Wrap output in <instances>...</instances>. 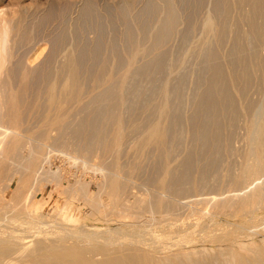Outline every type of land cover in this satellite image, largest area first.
<instances>
[{
	"label": "bare ground",
	"instance_id": "1",
	"mask_svg": "<svg viewBox=\"0 0 264 264\" xmlns=\"http://www.w3.org/2000/svg\"><path fill=\"white\" fill-rule=\"evenodd\" d=\"M153 1L155 4L159 0H157V1L153 0ZM153 1L152 2L150 0L147 1V4H146V6L144 5V8L147 7L149 9H153V7L156 6V5H153ZM165 1H166V3H164V4H166V6H167V7L165 5L163 6V9L166 7V9H164V11H165L164 15L165 16H163V20L161 19L162 18L161 16H160L161 18L159 17V19H161L160 22L162 21V23H160L158 20V22L161 25L156 20V18H157L156 16L160 15L158 8L161 5L158 3H160L161 0H160V2L157 3L160 6H156L157 7L156 10L159 12V14L157 13L158 15L154 16L155 17L154 19L159 24L158 25L159 28L157 27L156 29L151 30L152 27L150 28V25H148V23L151 24L150 23L151 21L148 23L145 22V24H147L149 26V30L146 27L147 25L144 24V22H143V25H145V27L142 24H140V26L141 25L143 26V27L141 26L142 29L139 27L140 33H141L140 35H142L141 38L143 37L142 38L143 40L142 39L141 40L143 42L140 40V43H139V41L136 40L137 37L139 36V34L137 35V37L135 39L134 35L136 34L138 29L134 30L133 27H135V26H133L132 24H131L132 27L128 26L129 25L128 22L132 21L133 19L129 20V21L124 20L125 23L127 22L126 25L128 26L127 27L128 31L127 30L125 31V32H127L125 34V37L129 35L128 38H134L139 43V44H137L136 41H135V43H133L132 42L133 39H128L126 37L128 39V40L126 39L128 42L131 41L133 43V44L131 43L130 46L128 47V49L125 50V48L128 46V44H127L128 42H127V43H125L127 46L126 47L124 46L125 48H123L125 51H127V50L129 51V49H131L130 51H132V52L127 51L128 55H130V53H131V55L128 57V59H126V57L123 56V58L126 59V60L123 59L124 61L128 60L127 63L125 62L126 65L124 64L125 68L127 66V71L125 72L123 69L124 73L123 72L122 73L124 75L119 76L117 74L118 77L115 78L116 76H114V72L117 71V69L114 72L112 71L113 74H111L110 70H113V69H112V67H110V65L112 64V62L109 60L111 62V64L106 66L104 64L106 61L102 62V58H101V60H100V58H98L100 60V62H102V64L100 62H98V59H97V63L95 61L96 64L99 63L102 65V66H100V68H99V65H97L99 68L98 72L95 73V72H93L94 71L93 70L90 73V74L93 73L92 75H90L89 72H87V74L90 75V76H88V78L91 79L90 81L92 82L93 86L89 85L90 81L89 82L87 81L88 83L87 82H85V83H87L90 87L92 86V90L89 89L91 91H89V90L83 91V89H82L83 86L86 89L87 84L85 86V84L82 85L80 83V82H82L81 81L82 79L81 78L79 79V71H80V68H83V67H80V66H82V65H80L81 60H78V58L81 57L82 54H83V56H85V54L88 55V53L90 51V53H91L90 57L93 58L92 60H94V59L96 60V58L99 57V55L103 54L104 50H103L102 44L104 43V41H103V43H101L100 40H104L105 38L99 39V35H98V38L96 40H98L100 43L96 42L97 45H94L95 43H93L92 41H89L88 44H87V42H86V44L84 42L83 45L85 44V47L89 46V48H90V42L93 43V44L91 43L92 44L91 47L92 46H95V47L92 50H91V48H90V50L88 49L89 50L88 53H87V50H83L78 55L74 54L72 52V50L74 49L73 51L78 53L79 50L77 49L78 48L77 45H76L77 48H75L74 47L75 44H73L72 47H74V48L69 50V48L72 45L71 44L70 47H68V51H64V53L60 52L62 54L60 55L61 57H60V59L58 58V60L61 62L60 63L58 62V65H55V66L51 65L52 67L50 68L49 66L44 67L45 63L43 65L42 64L40 65V62L37 63L36 59L38 58V56L35 57L34 54L36 53L35 51L38 48H40L41 44H40V46L37 45V48L34 49L35 51H33V52H32L33 48H31L32 50L29 49L30 44L32 45V43H28V41H30L33 38V36L32 37L27 36V35H29V33H26V32H28L29 30H26L25 28H23V25L21 23H18L19 20H17L18 24L15 23L17 25L14 24L15 26L13 25V27L10 25L12 28V32L10 30H9V32L6 31V33H5L6 35L1 33L4 31H1V30H3L2 29L3 25H2V23H0L2 25V27L0 26L1 27L0 28V177L3 175V172H4V179H5V181L2 184L0 183V264H264V243L256 245L254 247H251L248 245H245V246L242 245L240 250L229 247V248H226V249L220 250L219 252H214V253L207 252L205 250H201V251H199V253L196 252V253H198L199 257H196L192 253H186L184 251H179V250H181L180 245H189L191 242H193L189 237L190 234H195V233L198 234L199 232H201V233L205 232L206 235L211 234V232H213V234H214V232H215L214 229H212V228L209 229L214 224H212V225L207 224L209 221H212V220L207 219L208 221L205 222L203 220L206 217L205 218L203 217L204 218L203 219V218H201L202 215L200 217L197 216V218H195L193 222L192 221L190 222L189 220L181 221L185 226L180 227L178 229V231H172V232L169 231L168 232L166 229H158L161 226L160 224L163 221H167L168 224L171 226H174V224H176L177 222H180V218H175V217H170V216L172 214H174L175 212L178 214L177 211H179V208H184L186 205L189 204V203L187 204V203L183 202L184 201L183 198L189 197L190 194H192L191 193L192 191H194L196 193L198 191L200 192V189L202 190V188H204V190L207 189L208 177H211L209 175L211 173H213L212 172L213 170H215V172L219 173L218 169H215V168L216 167L218 168V163L222 161L221 158L223 156L222 155L223 150L228 152V155L226 153L225 154L229 157H230L229 153L230 154L234 153L233 155L236 156L235 154L239 152V149L236 148L237 146L234 147L233 142L236 141V138L234 141L232 139L234 138L235 132L239 129V128H237V130L235 131L236 126H237V122L240 121L239 122L240 126L243 123V122H241V120L244 121V126L243 127L241 126V127H242V129L244 128V130H246V134H244L245 135V139H244L245 151L243 154V158H241L239 156V158H241L240 164L238 163L239 169L236 167L237 170L236 169L234 170V165L232 166V164H234V161H233V163L230 161L232 164H230L229 160H227V163H225V158H227V157L223 156V158H224L223 161L225 164V165L223 164V166H225V167H222L223 168L222 169L223 170V176L221 179L217 178V179H219L220 184L217 183L218 186L216 185V187H215V183H216L215 181L217 179L214 181L215 182L214 184L212 182L213 187H215L217 189V191H219V193H217V191H216L217 195L213 196L211 198L209 197V199L208 198L206 199V197L202 198L201 203H204V201H207L208 203H210L209 201H211L213 203L214 207L216 208L215 212H217L219 210L218 208H220V207H224V208L225 207L226 208L232 207L233 208V213H232L233 215H234V213H237L239 211L245 212V215H252L254 211H257V210H260L261 208H264V0H230L231 2H229L228 0H217V4H216V1L214 0V2H215L214 4H216V6L214 5L215 6L214 10H212V8H211L207 14L205 12L206 16H204L205 18L201 17V18H203V20H202L200 26L197 24L200 27L199 28L197 26L199 29V30L197 29V31H200V32H199V35L197 34L198 35V38L196 37L197 40L194 41L193 44H191L193 46L190 48H192V50L193 49L197 50L199 52V55H202L201 57H203L204 51H206V52L209 51L207 59H209V56H210L214 60L210 64H207V63L211 58L208 61H205L206 59L203 60V61H205V63L207 62L206 63L207 65H209V66H207V68L209 67V70H203V71H206V72L210 71L211 72V74L208 73L209 76H208V80L206 81L207 82V89L206 90L203 89L201 91L202 93H200V95L201 94L202 95H201L200 100L198 99L199 101L198 102L196 101L197 104H195V102H193V103L190 102V103H192V105L195 104L197 106V107L195 106L197 108L196 112L195 113L193 112L195 115L192 114V117L193 116L195 117L194 119H192L193 122H195L197 119H199V120H197L198 124H196V125L194 124L195 130H193L192 133H190V132L193 128L192 127L193 123L192 124L189 123V126L192 127V128H190L189 135H191V139L193 140V141L191 140L192 143L195 144L194 148L191 146L192 144L190 145V147H192V148H190V147L189 148L191 149V152H192L191 155L193 153H195V156L194 155L189 156L190 155V149H188L189 150V152H188L189 154H187L188 157H187V155L183 154L181 160L178 159L179 161H176L177 156H179V154L177 156L175 155L176 156L175 161L178 162L175 165L173 164V163H175V161L172 163V161H173L172 159L175 157H173V155H174L173 154L172 158H171L172 148H171V141L170 140H174L172 147L175 148V146H174V145H176V144H174V143H176L175 141H177V140L179 141V138H178L179 136H177L178 135L177 133L180 132L178 129L175 130V128L180 123H182L181 122L182 120H184V118L182 119L181 117L184 116L185 112H183V115H181V116L177 112V114L180 116L181 121H179L180 123L176 125V123L178 122V120L175 121L176 119H178L177 116L175 114L174 115L176 118L175 117L171 118L170 116H171V113L173 116V109L176 111L175 108L177 106L181 105V103H183L181 101H183L184 99L183 100L181 99V101H178L180 98L177 100L178 97L176 94V96H174L175 97L174 100H177L179 102V105H178V102L175 103V105H177V106H175L173 104L174 106H172V112L170 111L171 110L170 107H171L172 103L169 102V100H170L169 98H170V96L173 97L172 95H174L176 93V89H177V88L176 89L173 88L174 87L173 85H175V83L173 82L174 79H173V81H172V79L170 80L171 82L174 83V84L172 83L173 87L171 86L174 89L173 90L171 88L173 90V91L172 90L171 91L173 93L175 91V93L173 94L172 92L171 93L169 92V89H170L169 86L171 84L169 83L170 84L169 85L167 83L168 78L166 80V83L163 80L165 84L163 83L164 86H162L163 81L160 82L159 80H162V79L158 76H157L158 78L156 77V75H155L156 70L154 73H151L152 75L154 74L155 77H152V75H150V73H149V75L151 76L150 78H152V80H153V78L159 79L158 81L162 84L161 85L162 88L160 90L159 87H156V90L158 92L157 95L154 96L155 90L154 91L152 90L151 92H154V93H152L151 96H148V97L150 98V97L154 96L153 101L156 100L155 97L156 98L159 97V99H157V100H160V97L161 96L162 97H161V101H159V103L157 101V104L154 107L148 106V108L153 107L152 109L145 108V109H148V110H145L148 112H146V113L142 112L144 115L148 113L147 116L149 115L150 112L152 114L151 119L148 118V120L150 122H147L148 121L147 118L145 120V118L142 117L144 119L143 121H146L148 123V126L146 129L141 130V128H142L141 126L143 123L142 124L138 123L139 119H138V121L134 120L135 117L133 118V116L136 114H134V115L132 114L133 116L130 115L134 120L133 123H132V118L130 120L131 121L130 124L132 126H130L128 121H127L128 122V125H127V123L125 122V120L123 118V115L126 114L127 110H129V109H127L128 106H126L123 103V99H125V97L128 96V95H126V93L129 94L130 92L134 91L133 93L129 94V95H131V97L132 96H135V97L138 96V98L140 97V99H141L145 96L144 99H146L147 95L141 94L143 89L145 87H147V88L149 87V89L151 90L150 87L152 85L159 86V83L157 84L156 83L157 81L155 82V79H154V84H153V82L147 83L146 81L147 80L149 81V79H147L148 73H147V75H145V73H146V71L147 72L152 71L151 69L154 68L153 67L154 65H155V68L156 69L158 68L159 70H160V68L164 67L163 62H165L166 59L171 58L172 52H170L171 54L168 53L169 54L168 57L170 56L169 58L166 57V55H164L165 57H162L161 52L165 50L164 52L167 53V50L170 51L172 49L171 44H170V46H168V47H171L170 50L168 49V47L166 45H169L168 44L169 41L172 40L173 37L175 39L176 34L181 31V30L178 31L180 29V26H181L180 24L182 23V21H180L181 23L178 24V21H179L178 16L182 17L181 16L182 14L180 15L181 11L179 12L180 9L178 10V7H177V6H179V4H177V6H176L177 11L179 12V15H178L177 11L175 9L176 4L173 6L174 1L173 0H172L173 2L171 0H165ZM185 1H186V3L188 2L187 0H183L182 2L180 0L181 3H183V2L185 3ZM87 2H89V1H86L85 4ZM178 2H179V0H178ZM204 2H206V1H204ZM207 2H208V0H207ZM78 3H79V1H78ZM129 3H130V1H129ZM167 3H168V5H167ZM175 3H177V2L175 1ZM193 3H194V0H193ZM220 3L223 4V7H221L222 5H220ZM229 3L234 4L235 9H236V14L238 11H241L242 7L246 6L248 8L243 9L242 13H238V15H234V17H231V12L233 10L230 9L231 5H229ZM162 4H163V2H162ZM127 5H128V3H127ZM127 5H126V7H123V4H122L121 7L126 8V11H127V8H128ZM119 6L120 5H118L117 7H119ZM124 6H125V4H124ZM51 7L53 8V6H51ZM96 7H90L89 6V8H87V9L95 10ZM104 7H105V5H104ZM113 7H115V6H113ZM161 7L159 9H162ZM190 7H191V4H190ZM220 7L223 9H220ZM239 7H240V10H239ZM50 8H49V10H50ZM144 8H143V10H144ZM231 8H233V7H231ZM133 9H135V8H133ZM185 9H187V8L185 7ZM26 10H25V13L27 12ZM28 10H30V8ZM39 10H37V11H39ZM97 10H98V8H97ZM118 10H120V9L117 8V10H116L117 14H120L118 16L122 17L123 13L121 15V13H120L121 10H120V12ZM140 11H142V10H140ZM149 11L150 10H148V12H146V10H145L144 12L149 14L152 10L150 12ZM70 12H71V10H70ZM74 12H75V10H74ZM80 12L82 14L84 13V11L83 12L80 11ZM99 12H101V10ZM196 12H199V11H196ZM216 12L220 13V15L218 16L217 14H215ZM29 13H30V11H29ZM129 13H130V10H129V12H125L124 15H128ZM151 13H154V10ZM187 13H189V12H187ZM93 14H90V15L92 16ZM24 15H26V14H23V16ZM32 15L33 14H31V16ZM34 15H35V13H34ZM44 15H46V14H44ZM87 15H89V12L85 13V18L87 17ZM98 15H100V13ZM23 16L21 18L22 20H23ZM91 16H89V17H91ZM148 16H150V15H148ZM232 16H233V13H232ZM46 17L47 16H45V18ZM93 17H94V15H93ZM107 17H105V18H107ZM119 17H117V18H119ZM121 17H120V19H121ZM124 17H123V19H125ZM128 17L126 19H131L130 17L129 18ZM131 17H133V16H131ZM45 18H43V19H45ZM48 18H49V15H48L47 19ZM83 18L84 17H82V19ZM94 18H96V17H94ZM137 18H139V17H137ZM148 18L149 17H147L146 19L148 20ZM187 18H188V16H187ZM21 19H20V21H21ZM72 19H73V17H72ZM108 19H110V18H108ZM142 19H144V18H142ZM154 19H152V20H154ZM179 19H184V18H179ZM147 20H145V21H147ZM51 21H53V20H51ZM78 21H77V23H78ZM83 21H86V19ZM87 21H88V19H87ZM94 21H96V20L94 19ZM155 21L154 22L152 21L154 23V26L156 23ZM7 22H9V21H7ZM7 22L5 21L3 24L6 25ZM14 22H16V21H14ZM118 22H119V20H118ZM240 23L242 24V27H246V28L242 29L241 26L239 28L238 25H240ZM152 25L153 24H151V26ZM177 25L178 26L180 25L179 28ZM7 26L9 28V25H7ZM76 26H78V25L76 24ZM129 27H130V29H128ZM176 27H177L178 32L176 31ZM5 28L6 27H4V30H5ZM11 28H9V29H11ZM193 28H191V30ZM95 30L96 29H94V31ZM188 31L190 32V30H188ZM10 32L13 34V35L11 34L13 36V38L10 35V38L12 39V41L8 37L9 34H7ZM182 32H180V33L182 34ZM51 33H53V32H51ZM102 33L104 34V32H102ZM184 33L187 34V30ZM37 34H36L37 39H36V37H34V38L36 40H38V38L41 36L40 39L42 41V36L45 33L43 32V34L39 35V37ZM55 34H57V32ZM190 34H192V33L190 32ZM193 34H195V33H193ZM49 35H50V33H49ZM59 35L64 36L65 34L59 33ZM76 35H74V36H76ZM78 35H79V33H78ZM34 36H35V34H34ZM56 36L58 37V35H56ZM56 36H55V39L57 38ZM105 36H106V34H105ZM183 36L184 35H181V37H183ZM30 37H31V39H30ZM190 37H191V35L189 36V38ZM44 38H45V36H44ZM61 38H62V36H61ZM61 38H59V39H61ZM66 38L64 37V39H66ZM179 38L180 37H178V39ZM191 38H193V36ZM35 39H34V41H35ZM147 39H148V41H147ZM7 40L9 42L11 41L10 42L11 44H9L7 42ZM43 40H46V39H43ZM62 40H63V38H62ZM187 40H188V37H187V39L184 40V43ZM65 41L63 40L62 44L64 42L65 47H67L66 45L70 44V43H67ZM68 41H70V40H68ZM214 41H215L216 47L212 48V49H207V45L209 44V46L211 47L210 43H212ZM46 42H48V41H46ZM79 42H80V40H79ZM106 42H105V44H106ZM171 42H173V40ZM187 42L189 43L190 41L188 40ZM191 42H192V40H191ZM225 42L232 43V47L229 50H226L224 48L222 49V46L223 47L226 46L225 44L223 45V43H225ZM34 43H36V42H34ZM56 43H57V41H55V44ZM58 43H61V42H59V40H58ZM58 43H57V45H61V46H59L60 48H58V47L57 48L60 49V51H61V47H62V51H63L64 46H62V44H58ZM72 43L78 44L75 41ZM117 43L115 45H113V43L111 44L112 46H114V50L112 48V51H114V52L116 51L115 50L116 48L118 49ZM26 44H29V48L27 47L28 46L27 45V46H25V49L28 48L27 50L28 51L30 50L29 52L30 53L32 52V54H29L28 51L25 50V51H27L26 53H28L29 55H26L25 51H23V53L22 52L21 53L26 55V56L22 57V58H20V57L18 58V56H17V58L19 60L16 59V61H14L17 52L19 50L21 51V49H23L22 46L26 45ZM37 44H38V42H37ZM79 44L81 45V43H79ZM186 44L187 43H185V45ZM189 45H190V43H189ZM230 45L231 44H229V46ZM34 46H36V44ZM52 46L54 47V45H52ZM164 46H166L167 49L163 50ZM20 47H21V49H20ZM85 47L82 46V48H80V46H79L80 50L85 48ZM181 47L183 48V44ZM45 48H47V47H45ZM45 48H44V52L47 50ZM120 48L121 47L119 46V49ZM53 49H54L53 50L54 53L51 52V54H50V50H49L50 55H53V54L55 55L57 53L56 50H58V49H56V50H55V48H53ZM109 49L111 50V47ZM101 50H103V51L101 52ZM160 50H161V52H160L161 54H159V52H158ZM185 50H186V48H185ZM188 50H187V52H190L191 49L189 51ZM107 51H106V53H107ZM112 51H110V53L107 54L108 57L111 55ZM118 52L120 54L121 50ZM141 52L144 56L146 53H149L148 57L153 54L152 56H155V57H152L153 59L151 58L153 61H154V58H156L157 52H158L157 57L159 56L161 58H159V57H158V59L156 58L157 60L155 61L154 64L151 63L152 60L144 61V65H145V62H147L146 64L147 65L149 64L148 66H150V67L146 66L145 68L143 67V62L140 60L142 63L140 62V67H139V64L137 63L138 64L137 68L138 67L144 68V69L140 70L139 68L138 69L136 68V65H137L136 62L139 61L138 59L142 58V56H143L142 54H141V58H139L140 57L139 54ZM42 53L43 52L40 53L42 55L41 58L44 57L43 56L44 53L43 54ZM104 53H105V51H104ZM117 53L116 54L112 53L113 55H111V57L114 55L118 56ZM166 53H164V54H166ZM200 53H202V54H200ZM49 54L47 53L46 56L47 57L50 56ZM195 54H197V53H195ZM18 55H20V54H18ZM54 55H53V57H54ZM57 55H55V57H54L55 60L57 59V57H59V54H57ZM175 55H176V53H175ZM206 56H207V54H206ZM88 57H89V55H88ZM108 57L107 58L105 57V59H111L110 57L109 58ZM118 57H120V56H118ZM118 57H116L115 60ZM148 57L145 56V60ZM45 58L46 57H44L43 60ZM52 58L50 56L49 59L51 60ZM164 58H166L165 61H164ZM86 59H85V61H86ZM174 59H176V57H174ZM47 60H46V62L48 63L50 60H48V61ZM88 60H90V62H91L90 58H88ZM120 60H118V63ZM177 60H178V58H177ZM179 60H181V59L179 58ZM41 61H42V59H41ZM196 61H197V59H196ZM53 62H54V60H53ZM53 62H50V63H53ZM121 62H122L121 64L123 65V61H121ZM168 62H170V61L168 60ZM180 62L181 61H179V64H180ZM47 63H46V65H47ZM55 63H56V61H55ZM84 63H83V66L86 67L87 64L84 65ZM92 63L94 64L93 61H92ZM107 63L109 64L108 61H107ZM173 63H175V61ZM81 64H82V62H81ZM88 64H90V63H88ZM141 64H142V66H141ZM165 64H167V63L165 62ZM168 64H171V63H168ZM95 65L92 66V69L97 68V66H95ZM114 65H116V64H114ZM114 65H113V68H114ZM117 65H119V67L122 68V65H120V63ZM117 65H116V67H117ZM172 65H174V64H172ZM176 65H174V66L177 67ZM165 66H167V65H165ZM41 67L42 68L44 67L45 69L48 67L49 68L46 70L43 68L44 70L42 71V70H40ZM88 67H89V65L87 66V68ZM93 67H96V68H93ZM183 67H181V68H183ZM202 67L203 66H201L200 68H202ZM123 68H124V66H123ZM205 68H206V65H205ZM92 69L90 67V70H92ZM108 69H110V70L108 71ZM118 69H120V68H118ZM158 69H157V71H159ZM202 69H204V67ZM85 70L80 71V72H84ZM134 70L135 71L138 70L137 73L139 72V75L136 73V75H138V76H141L140 74H144L145 76H147V77H144V75H142L143 79L144 78H145V80L147 79L145 81L147 86L144 87V83H143V88L141 90H139V89L141 88L140 85L142 83H140L139 85H136L133 83L134 84L133 85L132 82H129V80L127 81V78L129 79L130 76L133 77L132 79H136V77L134 78L135 75L133 74ZM169 70H171V68ZM96 71H97V69H96ZM160 71H162V70H160ZM160 71L158 74H160ZM172 71H171V73H172ZM203 71L200 70L199 73H201ZM128 72H131V74H133V75L129 74V77H127ZM166 73L167 72H165V74ZM169 73H170V71L168 72V74ZM173 73H174V71H173ZM162 74H163V79H166L164 72ZM115 75H116V73H115ZM85 76H86V74H85ZM160 76L162 77V75H160ZM171 76H173V74ZM173 77H175V76H173ZM196 77H198V76H195L194 78H196ZM201 77L202 76H200V78ZM16 78H18V79H16ZM142 78L140 77L139 80L140 79L142 80ZM203 78L204 77L201 78L202 81L200 80L201 83L198 80L196 84H198V82L200 83V86H201V84L202 85L205 84V83H202ZM14 79H16V81H14ZM197 79H199V77ZM180 80H181V78H180ZM84 81H86V80H84ZM84 81H83V83H84ZM140 82H143V80ZM180 82H179V84H177V81H176V85L179 86ZM126 83H130V86H128V85L126 86ZM137 83H139V82L137 81ZM149 84H150V86H149ZM182 84H183V82H182ZM196 84H194L195 86L194 85L193 86L196 87ZM183 85H185V84H183ZM89 86L87 88H89ZM139 86H140V88H139ZM97 87H98V89L100 87H103V88L99 89L100 91H101V89H104V90L101 91L102 93L99 92L100 94L96 95V90L99 91L98 89H96ZM115 87H117V88L115 89ZM129 87H130V90H129ZM179 87H181V86H179ZM203 87H205V86L203 85ZM93 88H95L96 90ZM112 88L114 90H112ZM152 88H153V86H152ZM126 89H128V91H130V92L128 93V91ZM132 89H134V90L132 91ZM149 89H148V91H149ZM158 89L161 91L160 93H159ZM179 89H181V88H179ZM179 89H178V91H179ZM184 89L186 91H188L186 88H184ZM196 89H194V90H196ZM94 90H95V92H94ZM124 90H126L125 94L123 92ZM138 90L141 91V93L139 92V94H138V92H137ZM145 90L147 91V89H145ZM145 90L143 91L144 93L146 92ZM200 90H198V91H200ZM198 91H197V93H198ZM149 92H147L146 94H148ZM179 93H178V96H181L182 92L180 93V95H179ZM253 94L257 95V97L255 96L257 99L253 98V96H254ZM184 95H185V91H184ZM200 95H199V97H200ZM141 96H143V97H141ZM87 97L89 99L91 98L90 100H92L91 101L92 104L95 102V104H93V105H95V108L93 105H91L92 111L89 113H86V115L88 114L87 116H85L83 113H82L84 115L83 117H82V115H79V118L81 117L82 119L78 120L79 119L78 118L76 120L78 122V124L73 126V123L75 124V122H76V121L74 122L73 119H71L72 117H75L73 113L76 112V113L80 114L81 112H79V111L83 110L82 112H84V110L87 109L88 103L86 104V102H85L86 101L85 99ZM129 97L127 99H130ZM105 98H108V99L112 98L111 99L112 102H113V99L115 100L117 98V100H116L117 102L115 101L116 103L114 102L112 104V102L110 101L111 103L109 102L110 103V106H109L108 105L109 103H107L106 101L103 100L102 104L104 105L103 102H106L107 108L105 107V105H106L105 104L104 107H102V109H100V107H97V106L98 105L101 106V103H99V102H101V100L105 99ZM149 98H147V99H149ZM89 99H87V102L89 101ZM108 99H107V101H108ZM144 99H143L144 102L148 101V100H144ZM193 99H196V95H195V98L194 97L192 98V100ZM171 100H173V99H171ZM131 101H133L132 104L135 102V100H133V99ZM97 102H98V105H97ZM89 103H90V101H89ZM122 104H123V107H124V105L126 107L125 112H124V110L121 111L123 108V107L121 108ZM126 104H129V103H126ZM142 104L143 103H141V105ZM143 105L146 106V105H151V104L148 103V104H143ZM143 105H142V107H143ZM137 106H136V108H137ZM182 107H183V105H182ZM131 108H134V107H131ZM178 108L179 107H177V110H180L179 111V113H180L182 108H179V109ZM89 109H90V107H89ZM89 109H88V111H89ZM140 109H143V108H140ZM131 111L133 113L134 109H132ZM141 111L139 110L138 112L141 113ZM169 111L171 112L170 115H169ZM182 111H183V109H182ZM122 112H124L123 115H122ZM127 112H129V111H127ZM138 112H135V113H138ZM140 113H138L137 115H141ZM180 114H182V113H180ZM127 116L128 115H126V117ZM137 118H138V116H137ZM139 118H141V116H139ZM152 118H154V120H152ZM188 118H190V117H188ZM111 120H112V122H111ZM126 120H127V118H126ZM188 120H190V119H188ZM184 122H186V121H183V124H185ZM125 123L127 126L130 127V130L132 129L131 127H133L132 131L134 130L135 133H138V131L140 133H141V131L142 132L144 131L143 134L142 133H141V135L139 133H138L139 135L135 134L136 138H134L135 136H133V135L129 136L128 133L126 134V132H129V129H127L128 131L125 129ZM187 123L185 124L186 126H187ZM173 125H176V127L174 126L175 127L174 130L175 131L178 130L177 133L172 129ZM185 125H181V126L184 127ZM129 127H127V128H129ZM183 127H182V129H184ZM179 129H181V128L179 127ZM183 131H182V134L184 133ZM170 132L175 133L176 135L174 134L173 137L176 136L178 139L176 137H175L176 140L174 138L170 139V138H172L171 135L173 134V133L170 134ZM239 132H238L237 138H239ZM182 134H180V135H182ZM236 134H237V132H236ZM126 135H127V137L129 136V137L134 138V140L129 142ZM68 136L73 137L74 139L85 140L86 141L84 143L85 145L83 144V142H81L83 145L81 143H77V144H81L83 146L81 149H83V148H84V150L87 149V152L90 150H93V149L94 150L101 149L103 151V154L100 155L101 157H99V155H98V157L99 158L103 157L102 158L103 160L101 159V163H103V161H104V163L102 165H105L106 162L108 163V161H109V163H108L109 165L108 164H106L107 166L105 165V167L109 166V168H110L109 170L106 169L108 171V173L105 171V169H104V171H101L102 166H101V164L99 166V164L97 162L99 168L101 167L100 168L101 170L98 168L99 169L98 172H100V171L104 172V175H105V173L108 174V175H105L104 177L106 178V180L109 181V182L106 181V182H108L107 186H110V187H107V186L105 187V188L110 190V191L107 190V194H109V196L107 195V197H110V201L108 202L109 203L108 205L110 206V208L106 204V207L109 208V210H108L109 212L107 214L103 210V209L106 210L107 208H105V205H103L104 204V203H102L103 201L100 202L101 198L98 197L99 193L96 195L97 197L96 196L94 197V199H95L94 202L96 203L95 205H96V208H98V209H95V206L92 203H91V206L93 205L92 207H94L95 210H99V207L97 204H99V206H100V204L102 203L101 207L103 205L104 208L102 207L103 209L101 208V210H103L102 212H105L103 217L105 218V215H109V216L111 215L112 218L110 219V221H112V219L115 220V217H120V219L118 220V223L116 224L115 227L107 226L106 228H99V227L91 226V225H71V224L67 225V223L64 224V222L61 219H58V218L53 219V218H51L52 216L47 215L46 213H43L42 211H37L36 208H35V210L25 209V210L21 211L18 209L19 206L15 207V205H14L16 210H19V211H14L15 210L14 208H13L14 210H11V209L9 210V208H10L9 206L11 203L10 200H13L14 197H11L10 199H8L7 195H8L9 189L14 185V183H16L15 181L17 180V178L19 179V184L20 183L22 184L26 175H28L30 177L31 174L38 175L39 172L42 173L43 170H41V169L46 167L44 165L45 164L44 162L49 163V161H47L48 160L47 157L50 156L51 153H53V151L51 153L49 152V155H48V153H47L48 150H46V148L49 149L52 147L50 141L54 143V142H56V140H59V142H57V143H59L58 145L61 146L63 144H66V141L69 140ZM65 139H68V140L65 141ZM189 140H188V145L190 144ZM181 141H182V139H181ZM181 141H179V142H181ZM48 142L50 143V145L47 144ZM60 142H61V144H60ZM74 142H76V141L74 140ZM57 143H55V144H57ZM238 143H239V141H238ZM55 144H53V145H55ZM241 144H243V143H241ZM58 145H55L54 146L55 148L53 147L52 149L55 150L56 147H58ZM183 145H186V144L184 143ZM183 147L185 148V146H183ZM60 148H62V146ZM60 148H57V149H60ZM63 148H64V146H63ZM63 148H62V154H63V151L65 154V150H63ZM68 148H69V145H68ZM71 148H73V147H71ZM150 148L152 149L153 152L155 150V152H156L155 155L157 156V158L159 157L158 160L162 161V163L160 162L162 165L160 167L159 166L160 164H158L159 161L156 160L157 161L156 164H158V167L160 169H159V171H158V169H156L158 174L156 173V171H154L157 175L155 174V176H153L154 172H152V174H151L155 179H153L154 181H152L153 183L151 182L150 185H151V187H152V185L154 187H152L153 189L150 187V189H148L147 193H145V196H143V195L140 196V195H138V192H139L138 189H141L140 186L145 184V182L147 180H149L148 177L151 178L152 176L150 174H149L150 176L146 175L145 177H147V178H145L144 180H146V179L147 180L145 182L142 181L140 178H138L142 181L143 184L140 185V182L136 181L138 183V186H139L137 188L136 186L133 185L136 182H132L133 181V175H135L137 177V174H135V173H138L137 171H139L140 169L143 172L144 168L143 169L140 168V164H141L140 160H141V157H143L142 155H143L144 150H146V153H147V149L151 150ZM174 148H173V151L175 150ZM24 149H28V151H29L28 157H27V155L25 156ZM52 149H50V151ZM75 149H77V148H75ZM242 149H244V148H242ZM84 150H83V152H84ZM45 151H46V154L48 155V156L46 155V160L43 157V156H45ZM75 151H77V150H75ZM175 151H177V150H175ZM77 152H79V151H77ZM129 153H130V155H129ZM131 153L134 154L133 157L131 156ZM242 153H240L241 156H242ZM54 154L56 155V152H54ZM91 154H93L92 151H91ZM124 154H128L130 157L133 158L129 165L127 163H126L127 165L123 164L124 162L122 159L124 158L123 157ZM66 155H67V153H66ZM68 155H70V154H68ZM83 155H85V154H83ZM51 156H50V158H51ZM180 156H181V154H180ZM13 157H14V159L16 157L18 158V159L14 160V161L18 160V164H16L17 162L15 163L14 161H12ZM25 157H27V159L29 158L28 162H26L27 163L26 166L24 164L25 161L27 160ZM84 157H86V155ZM91 157H93V156H91ZM183 157L184 158L186 157V158L183 159ZM76 158H77V156H76ZM78 158H79V156H78ZM234 158L236 159V157H234ZM10 159L12 162L9 161ZM89 160L86 161V159H85L86 162H89ZM92 160H94V158H92ZM195 160L198 161L199 163L200 162L201 163L200 164L197 163V165L193 166L194 165L193 162ZM85 161H84V163H85ZM196 161H195V163H196ZM9 162L11 164H13V162H14L16 165L14 164L15 166L13 165L12 167L11 166L9 167V165H10ZM99 163H100V161H99ZM89 164H91V163H88V165ZM43 165H44V167H43ZM88 165H86V166H88ZM6 166H8L9 169ZM151 166H150V169H151ZM24 167H25L24 170H26V172H29L30 174H27L26 172L23 171ZM96 167H97V165H96ZM147 167H149V166H147ZM195 168H197V170L199 171L198 172L197 170H195L198 172V174H197V172L196 173L194 172V174H197L196 177H194L192 175ZM154 169H155V167H154ZM48 170H49V172L51 171L50 169H48ZM93 170H97V168H94ZM49 172H47V170H46V173L43 171V174L44 173L47 174ZM144 172H145V169H144ZM149 173H151V172H149ZM218 173L216 175H218ZM43 174H39V175H43ZM99 174H101V173H99ZM220 175H222V174H220ZM29 177H27V178H29ZM47 177H48V175H47ZM212 179L214 180L215 178H212ZM140 180H138V181H140ZM104 181H105V179H104ZM134 181H135V179H134ZM149 181H151V180H149ZM149 181H147L146 184ZM109 183H110V185H109ZM19 184H17V185L19 186ZM77 184H75V185H77ZM210 184H208V185H210ZM97 185H99V184H97ZM71 186L73 187L74 184ZM84 186L86 187L87 185H84ZM89 186H90V184L88 185V187ZM85 187L83 189L84 192L87 188V187L86 188ZM134 187L137 188V190H136V191H138L137 193H135V191H133ZM144 187H145V185H144ZM208 187H210V186H208ZM77 188H78V186H77ZM81 188L82 187L79 186V189H81ZM17 189H18V187H17ZM145 189L146 188H144V190ZM209 189H212V188L210 187ZM75 190L76 189L73 187L72 191H75ZM103 190H104V188H103ZM209 191H211V190H209ZM15 192H17L16 188H15ZM204 192H206V191H204ZM212 192H214V194H216L215 190L214 191L212 190ZM226 192H227V194L228 193H230V194L229 195L226 194L225 195L226 197L223 199L219 198L221 196V194L226 193ZM87 193H89V192H87ZM143 194H144V192H143ZM188 194H189V196H187ZM202 194H201V196H202ZM211 194L213 195V193H211ZM84 196L86 198L85 201L87 200L86 203L87 202L89 203L92 200L90 198L91 200L89 201V199H87V197H86L87 196L86 194ZM207 196H208V193H207ZM96 198H98V199L96 200ZM181 199L183 201H181ZM187 201H188V199H187ZM91 202H93V201H91ZM196 203H198V202H196ZM198 210L199 209L193 210V211L198 213ZM99 212H101V211H99ZM199 212L201 214H203V213H206V210L203 213L201 211H199ZM209 215H211V214H209ZM164 216H168V217H164ZM252 216L249 219L250 223L248 222L249 220H245L242 222V224H238V225L233 224V225L238 226V230H236L235 228H232V229L230 228L229 231L235 236V238H233L232 240L230 238H227V237L224 238L222 233H221V235L223 237L222 236L220 237L219 233L222 231L221 229H219L221 231L215 229L216 231H219V232L216 233L215 235H207V236L210 239H212V242L216 241V243L220 242L224 239H225V241H222L223 243L226 241H228V243H229L230 240H231L230 243H232L234 240L236 241V239L238 240L240 237L243 238V236L245 237L246 235H247L246 237H250V236H252V234L250 235V234H248L249 232H242V231H240V229L246 228L249 231H253V229H256V226H259L260 223L257 221V219L254 218V216L253 217ZM142 217H149V220L151 222H146V223L144 222V223H141L140 225H138L136 228H132L129 222L124 221V220H127L128 218H131L132 220L138 221L140 218L142 219ZM135 218H137V219H135ZM211 218L214 219V217L210 216V219ZM105 219H109V217L105 218ZM112 222H114V221H112ZM149 224H151V225H149ZM248 224H250V225H248ZM216 226H214V227H216ZM254 232H257V231L254 230ZM205 234H204V236L202 235V237H205ZM199 235L201 236V234H199ZM205 239H206V237H205ZM170 251H177V252L171 253Z\"/></svg>",
	"mask_w": 264,
	"mask_h": 264
},
{
	"label": "rangeland",
	"instance_id": "2",
	"mask_svg": "<svg viewBox=\"0 0 264 264\" xmlns=\"http://www.w3.org/2000/svg\"><path fill=\"white\" fill-rule=\"evenodd\" d=\"M78 1H79V3H78ZM83 0H0V23H2V25H3V27H2V25L0 24V26L2 27V29L3 30H1V31H4V32H1V33H3V34H5L6 33V31L7 32H9V30L12 32V28H11V26L13 27V25L15 24V23H17V20H19L20 21V19L22 18V16H23V14H26V15H24L23 16V20L21 19V21L19 22L18 21V23H21L22 25H23V28H25L26 30H29L28 32H26V33H29V35H27V36H33V38L34 37H36V39H37V36H36V34L38 35V37H39V35H42L43 34V32L45 33V34H43V36H42V41H41V36L38 38V40H36L35 38V41H34V39L32 38L31 39V37H30V39L32 40H30V41H28V43H32V45L30 44V48H29V44H26V45H23L22 46V48L23 49H21V47H20V49H21V51L19 52H17V54H16V56H15V59H14V61H16V59H18L19 57L20 58H22V57H25L26 55H29V54H32V52L33 51H35L34 49H36L37 48V45L38 46H40V44H41V46H40V48H38L35 52V54H34V56L35 57H37L38 56V58L36 59L37 60V63L38 62H40V65L42 64H44V67H46V66H49L50 68L52 67L51 65H58V62L60 63L61 61H59L58 60V58L60 59V55L62 54V53H64V51H68V47H70V45H71V47L69 48V50H71V49H73L74 47L75 48H77L76 50L78 51V53L77 52H74L73 50H72V52L74 53V54H79L81 51H83V50H87V53H88V51L90 50V48H91V50L95 47V46H92L91 47V45L93 44V43H95L94 45H97V43L96 42H98V43H100L98 40H96L97 38H98V35H99V39L101 38V39H104V40H100L101 41V43H103V41H104V43L101 45L102 47H103V50L105 51V53H104V51L103 50H101V52L103 51V54H101V55H99V57H97L96 58V60L94 59V60H92L93 58H91L90 56H91V53H90V51H89V53H88V55H89V57H88V55L87 54H85V56H83V54H82V56L84 57H79L78 58V60H81V62H82V64H81V62H80V65H82V66H80V67H83V68H80V71H83V70H85L84 72H80L79 71V79L81 78L82 80V82H80L82 85H84L85 84V86H86V84L91 80V79H89L88 78V76H90V75H92V74H90L93 70V72H98V70H99V68H100V66H102L101 64H102V62L103 61H106L104 64L107 66V65H110L111 64V62H112V64L110 65V67H112V69L113 70H110V69H108V71L110 70L111 71V74H113V72L117 69V71H115L114 72V76H116L115 78H117L118 77V75L119 76H121V75H124L123 73H124V71L126 72L127 71V66H126V68H125V62L127 63V61H124L123 59H125V58H123V56L124 57H126V59H128V57L131 55V53H130V55H128V52H132V51H130L131 49H129V51L127 52V51H125L126 49H128V47L130 46V44L133 42V43H135V41L137 40V41H139V43H140V40L143 38H141V36L142 35H140L141 33H140V29H139V27L141 28V26L143 25V22H144V24H145V22L146 23H148V22H150L151 24H153L152 26H151V24H149L148 23V25H150V28H151V30L152 29H156L157 27H158V25L160 24V23H162V21L160 22V20L162 19L163 20V16H165L164 14H165V11H164V9H166V4H164V3H166V1L165 0H161V2H160V0L158 1V2H160V3H158V4H160V5H158L157 3H155L154 4V1L153 0H150L151 2L153 1V5H156V6H160L162 9H159L158 8V11L160 12V15L159 16H156V15H158L159 14V12L156 10V6H154L153 7V9H149V8H147V7H145L144 8V5L146 6V4H147V1H149V0H84L83 2H82ZM86 1H89V2H87L86 4H85V2ZM125 1V2H124ZM129 1H130V3H129ZM155 1H157V0H155ZM172 1V0H171ZM174 1V2H173ZM172 2H173V6L175 5V9H176V6H177V4H179V6H177L178 7V10H179V12H180V15L182 16V17H180V16H178L179 18H184V19H179L178 18V24L179 23H181L180 21H182V23L179 25L180 26V29L178 30V31H180V32H182V34L180 33V32H178L177 31V27H176V31L178 32L177 34H176V40L174 39V37L172 38V40H173V42H171L172 40H170L169 41V45H166L167 47L168 46H170V44H171V47H172V49L174 50H178L177 52L174 50H170V48L171 47H168V49L170 50V51H168L167 50V53L166 52H164L165 50L164 49H167L166 48V46H164L163 47V50L164 51H162L161 52V50L160 51H158L159 52V54H161V56L162 57H165L164 55H166V57H168V55L169 54H171L170 52H172V54H171V58H169V59H166V58H164V61H165V59H166V63L167 64H165V62H163L164 63V67L166 68H164V67H162V68H160V70H162L163 72H164V75H165V78L166 79H163V72L162 71H160L158 68V70L160 71V74H158L159 73V71H157V69L155 68V65L153 66L154 68L153 69H151L152 71H146V73H145V75H147V73H148V77L147 76H145L144 74H140L141 76H138L139 75V72L137 73V71L138 70H134L132 73L135 75L134 76V78L136 77V79H132L133 77L132 76H130L129 77V74L130 75H133V74H131V72H128V76L127 77H129V79L127 78V81L129 80V82H132V84L134 83V84H136V85H139L140 83H142L140 86H141V88H140V86H139V90H141L142 88H143V83H144V87L145 86H147L146 85V83H145V81L147 80V79H149V81L147 80L146 82L148 83V82H153V84H154V79H155V82L158 84L159 83V86H155V85H152L153 86V88H152V86L150 87L151 88V90L149 89V87L147 88V87H145L144 89H143V91L145 90V89H147V91L144 93L143 91H142V93H141V91H137L138 92V94H139V92L141 93V94H144V95H147V97H146V99H144L145 98V96L143 97V96H141V97H143V98H141L140 99V97L138 98V96H132L131 97V95H129L130 93H133L134 91V89H132V91L133 92H130V91H128V89H126L127 91H128V93L129 94H127L126 93V90H124L123 92H124V94L126 93V95H128L127 97H125V99H123V103L126 105V106H128L127 107V109H129V110H127V111H129V112H127L125 109H126V107H125V105H124V107H123V104H122V106H121V108H122V110L121 111H123L124 110V112L126 111V114H124V112H122V115H123V118H124V120H125V122L127 123V125H128V122H129V124H130V120H131V116H133L134 114H138V113H140V112H138L139 110L141 111V115H137L138 116V118H137V116L136 115H134L133 116V118L135 117V119L134 120H136V121H138V119H139V121H138V123H143L142 124V128H141V130H143V129H146L147 128V126H148V123L147 122H150L149 120H148V118L149 119H151V117H152V114H151V112L149 113V115L147 116V114H143L142 112H144V113H146V112H148V111H145V110H148V109H152L156 104H157V101H158V103H159V101H161V97H160V100H157V99H159V97H155V101H153V99H154V96L155 95H157V90H156V87H159V89L161 90V88H162V86H164V84L166 83V80H167V78H168V80H167V83L170 85L169 87H170V89H169V92L171 93L174 89L173 88H177L176 89V93H175V91H174V95H172L173 97H171L170 96V100H169V102H171L172 103V105H171V112H172V106H174L175 105V103H177L178 101H181V99L183 100V101H181V102H183V103H181V105H179V102H178V105L179 106H177V105H175V106H177V107H179V108H182L183 109V111H182V109H181V112L180 113H182V114H180L179 113V111L180 110H177V107L175 108L176 109V111L173 109V116H172V113L169 111V115H170V113H171V118H173V117H175V115L177 116V118L178 119H176L175 121H177L178 120V122L176 123V125L177 124H179L180 122L179 121H181V119H180V116L181 115H183V112H185L184 113V116L183 117H181L182 119L184 118V120H182L181 122L182 123H180L181 125H185L187 122V126L185 127H183V126H181L180 124V126L178 125L177 127H176V125H173V127H172V129L174 130V128H175V130L176 129H178L180 132H178V130L177 131H175L178 135L177 136H179L178 138H179V141H181V139H182V141L181 142H179L178 140L177 141H175L176 143H174V144H176V145H174L175 146V148L174 147H172L173 146V142H174V140H170L171 141V148H172V154H171V158H172V155H173V157H175V158H173L172 160V163L175 161V159H176V156L179 154V156H180V154H181V156L179 157V156H177V160L176 161H179V160H181V158H182V156H183V154L184 155H187V154H189L188 152H189V150L188 149H190V148H194L195 147V144L194 143H192V139H191V135H189V132H190V128H194L195 127V125L196 124H198V121L197 120H199V119H197L195 122H193V120L192 119H194L195 117L193 116L192 117V114L193 115H195L194 113L196 112V110H197V106L195 105V104H197L196 103V101L198 102L199 100H200V98H201V95H200V93H202L201 91L203 90V89H207V80H208V76H209V74H211V72L210 71H203V70H209V67L207 68V66H209V65H207V64H210V63H212L213 62V58L212 57H210L209 56V59H207L208 58V52H206V51H204V54H203V57H201L202 55H199V52L197 51V50H192V48H190V47H192L193 45H191V44H193V42L194 41H196L197 39H196V37L198 38V35H199V32L200 31H197V29H198V27L200 26V24H201V22H202V20H203V18H205L204 16H206L205 15V12H206V14L210 11V9L212 8V10H214V8H215V6H216V4H217V0H215L216 1V4H214L215 2H214V0H208V2H207V0H194V3H193V0H187L188 2L186 3V1H185V3L183 2V3H181L183 0H181V2H180V0H179V2H178V0H173ZM175 1L177 2V3H175ZM190 1V2H189ZM196 1V2H195ZM200 1V2H199ZM204 1H206V2H204ZM229 2H231L230 0H228ZM82 2V3H81ZM124 2V3H123ZM162 2H163V4H162ZM211 2V3H210ZM108 3V4H107ZM111 3V4H110ZM127 3H128V5H127ZM132 3V4H131ZM122 4H123V7H126V5H127V11H126V8H123V7H121L122 6ZM124 4H125V6H124ZM181 4V5H180ZM190 4H191V7H190ZM199 4V5H198ZM210 4V5H209ZM104 5H105V7H104ZM118 5H120L119 7H117ZM166 6L164 9H163V6ZM167 5H168V3H167ZM184 5V6H183ZM187 5V6H186ZM196 5V6H195ZM213 5V6H212ZM215 5V6H214ZM220 5H222L221 7H223V4L222 3H220ZM229 5H231V7H233V8H231L230 6V9H232L233 11L231 12V17H234V15H238V13H242V10L243 9H246V8H248V7H242L241 8V11H238L237 12V14H236V9H235V6H234V4L233 3H229ZM233 5V6H232ZM34 6V7H33ZM38 6V7H37ZM51 6H53V8L51 7ZM89 6L90 7H96V9L95 10H93V9H87V8H89ZM113 6H115V7H113ZM148 6V5H147ZM244 6V5H243ZM40 7V8H39ZM52 9H51V8ZM86 7V8H85ZM109 7V8H108ZM185 7L187 8V9H185ZM196 7V8H195ZM220 7V9H223V8H221ZM30 8V10H28ZM35 8V9H34ZM49 8H50V10H49ZM79 8V9H78ZM97 8H98V10H97ZM116 8V9H115ZM117 8L118 9H120L121 10V12H120V10H118L120 13H121V15H122V13H123V16L121 17V19H120V17L118 16V15H120V14H117ZM131 8V9H130ZM133 8H135V9H133ZM143 8H144V10H143ZM152 10L151 12H153V10H154V13H151L150 11V13L148 14V13H145L144 11L146 10V12H148V10ZM155 8V9H154ZM182 8V9H181ZM202 10H201V9ZM27 9V10H26ZM40 9V10H39ZM54 9V10H53ZM78 9V10H77ZM107 9V10H106ZM123 9V10H122ZM133 9V10H132ZM25 10L27 11L26 13H25ZM37 10H39V11H37ZM42 10V11H41ZM70 10H71V12H70ZM74 10H75V12H74ZM101 10V12H99ZM115 10V11H114ZM129 10H130V15L128 14V15H124L125 14V12H129ZM137 10V11H136ZM140 10H142V11H140ZM156 10V11H155ZM162 10V11H161ZM188 10V11H187ZM207 10V11H206ZM239 10H240V7H239ZM29 11H30V13L31 14H33L34 15V13H35V15L33 16H31V14L29 13ZM80 11H84V13L82 14ZM94 11V12H93ZM96 11V12H95ZM109 11V12H108ZM112 11V12H111ZM123 11V12H122ZM176 11H177V9H176ZM196 11H199V12H196ZM235 11V12H234ZM86 12H89V15H87V17L85 18V13ZM100 13V15H98L99 13ZM142 12V13H141ZM163 12V13H162ZM179 12L177 11V14L179 15ZM185 12V13H184ZM187 12H189V13H187ZM192 12V13H191ZM74 13V14H73ZM81 13V14H80ZM94 13V14H93ZM96 13V14H95ZM116 13V14H115ZM156 13V14H155ZM158 13V14H157ZM195 13V14H194ZM197 13V14H196ZM202 13V14H201ZM232 13H233V16H232ZM235 13V14H234ZM22 14V15H21ZM44 14H46V15H44ZM90 14H93L94 15V17H96V18H94L93 17V15L91 16ZM141 14V15H140ZM143 14V15H142ZM147 16V17H149L148 18V20L146 19L147 17L145 16V15ZM187 14V15H186ZM204 14V15H203ZM215 14H217L218 16L220 15V13H218V12H216ZM21 15V16H20ZM37 15V16H36ZM48 15H49V18L47 19V17H48ZM110 15V16H109ZM148 15H150V16H148ZM191 15V16H190ZM203 15V16H202ZM45 16H47L46 18H45ZM69 16V17H68ZM78 16V17H77ZM81 16V17H80ZM89 16H91V17H89ZM108 16V17H107ZM125 16V17H124ZM129 16L131 19H126L127 17ZM131 16H133V17H131ZM143 16V17H142ZM154 16H156L157 18H156V20H157V22H158V20H159V24L155 21V17ZM162 18H161V17ZM187 16H188V18H187ZM35 17V18H34ZM55 17V18H54ZM72 17H73V19L75 20H73L72 19ZM82 17H84L85 19H86V21H83V20H85L84 18L82 19ZM104 17V18H103ZM105 17H107V18H105ZM117 17H119V18H117ZM123 17L125 18V19H123ZM128 17V18H129ZM137 17H139V18H137ZM141 17V18H140ZM159 17L161 18V19H159ZM201 17H203V18H201ZM222 17V16H221ZM13 18V19H12ZM26 20H25V19ZM43 18H45V19H43ZM90 18V19H89ZM108 18H110V19H108ZM136 20H135V19ZM142 18H144V19H142ZM219 18V17H218ZM8 19V20H7ZM35 19V20H34ZM42 19V20H41ZM71 19V20H70ZM87 19H88V21H87ZM94 19L96 20V21H94ZM101 19V20H100ZM133 19V20H132ZM151 19V20H150ZM152 19H154V20H152ZM32 20V21H31ZM44 20V21H43ZM46 20V21H45ZM51 20H53V21H51ZM64 20V21H63ZM80 22H79V21ZM90 20V21H89ZM100 20V21H99ZM103 20V21H102ZM118 20H119V22H118ZM121 20V21H120ZM124 20H127V21H129V20H132V21H130V22H128L129 23V25L128 26H130V27H132V25L133 26H135V27H133V29L134 30H137V32H136V34L134 35L135 36V39H136V37H137V35L139 34V36L137 37V39L135 40L134 38H128V36H126L128 39H133L132 40V42L130 41V42H128L127 40V38L125 37V34L127 33V32H125L126 30H127V22L125 23L124 22ZM145 20H147V21H145ZM7 22V21H9V22H7V24L6 25H4L3 23L4 22ZM11 21V22H10ZM14 21H16V22H14ZM55 21V22H54ZM77 21H78V23H77ZM138 21V22H137ZM140 21V22H139ZM155 21L156 23H155V26H154V23L153 22ZM200 23H199V22ZM219 21V20H218ZM14 22V23H13ZM31 24H30V23ZM35 22V23H34ZM95 22V23H94ZM97 22V23H96ZM105 22V23H104ZM115 22V23H114ZM122 22V23H121ZM132 22V23H131ZM191 22V23H190ZM9 23V24H8ZM13 23V24H12ZM17 23V24H18ZM90 23V24H89ZM104 23V24H103ZM112 23V24H111ZM138 23V24H137ZM17 24H15V25H17ZM34 24V25H33ZM76 24L78 25V26H76ZM83 27H81L80 25ZM87 24V25H86ZM107 24V25H106ZM132 24V25H131ZM140 24H142L141 26H140ZM199 26H198V25ZM7 25H9V28H11V29H9L8 28V26ZM11 25V26H10ZM14 25V26H15ZM95 25V26H94ZM97 25V26H96ZM145 25H147V24H145ZM145 25H143L144 27H145ZM146 26L147 28H148V30H149V26ZM161 25V24H160ZM190 25V26H189ZM193 25V26H192ZM112 26V27H111ZM116 26V27H115ZM142 26V27H143ZM178 26V25H177ZM179 26H178V28H179ZM198 26V27H197ZM240 26L242 27V24L240 23V25H238V27L240 28ZM0 27V28H1ZM4 27H6L5 28V30H4ZM93 27V28H92ZM130 27L128 28V29H130ZM194 27V28H193ZM34 28V29H33ZM79 28V29H78ZM81 28V29H80ZM87 28V29H86ZM106 28V29H105ZM108 28V29H107ZM136 28V29H135ZM159 28V27H158ZM182 28V29H181ZM191 28H193L192 30H191ZM200 28V27H199ZM244 28H246V27H242V29H244ZM89 29V30H88ZM94 29H96L95 31H94ZM115 29V30H114ZM132 29V28H131ZM142 29V28H141ZM196 29V30H195ZM237 29V28H236ZM241 29V30H242ZM25 30V31H26ZM39 30V31H38ZM186 30H187V34L186 33H184V32H186ZM188 30H190V32L192 33V34H190V32L188 31ZM199 30V29H198ZM37 31V32H36ZM53 32V33H51V32ZM83 31V32H82ZM128 31V30H127ZM7 33V34H9V38H10V35L12 34V33ZM36 32V33H35ZM57 32V34H55ZM69 32V33H68ZM74 32V33H73ZM79 33V35H78V33ZM95 32V33H94ZM102 32H104V34L102 33ZM189 32V33H188ZM40 33V34H39ZM49 33H50V35H49ZM59 33L60 34H65L64 36L63 35H61L62 36V38H63V40L65 41V42H67V43H70V44H67L66 46L67 47H65V43L63 42V44H62V38H61V36L59 35ZM82 33V34H81ZM84 33V34H83ZM90 33V34H89ZM102 33V34H101ZM109 33V34H108ZM129 33V32H128ZM193 33H195V34H193ZM33 34V35H32ZM34 34H35V36H34ZM68 34V35H67ZM77 34V35H76ZM81 34V35H80ZM102 36H101V35ZM105 34H106V36H105ZM179 34V35H178ZM186 34V35H185ZM198 34V35H197ZM6 35V34H5ZM13 35V34H12ZM11 35V37L13 38V36ZM56 35H58V37L56 36ZM74 35H76V36H74ZM181 35H184L183 37H181ZM191 35V37L193 36V38H189V36ZM196 35V36H195ZM44 36H45V38H44ZM49 36V37H48ZM55 36L57 37L56 39H55ZM80 38H79V37ZM85 36V37H84ZM108 36V37H107ZM112 36V37H111ZM180 37L179 39H178V37ZM7 37V38H8ZM64 37L66 38V39H64ZM83 37V38H82ZM103 37V38H102ZM115 37V38H114ZM119 39H117V38ZM187 37H188V40L190 41L189 43H190V45H189V43L186 41L185 43H187L186 45H185V43H184V40L185 39H187ZM8 38V39H9ZM59 38H61V39H59ZM69 38V39H68ZM71 38V39H70ZM76 38V39H75ZM82 38V39H81ZM112 38V39H111ZM114 38V39H113ZM125 38V39H124ZM145 38V37H144ZM184 38V39H183ZM11 39V38H10ZM43 39H46V40H43ZM50 39V40H49ZM127 39V40H126ZM192 40V42H191V40ZM58 40H59V42H61V43H58ZM68 40H70V41H68ZM73 40V41H72ZM78 40V41H77ZM79 40H80V42H79ZM83 40V41H82ZM85 40V41H84ZM96 40V41H95ZM107 42H106V41ZM113 40V41H112ZM126 40V41H125ZM143 40V39H142ZM141 40V41H142ZM145 40V39H144ZM183 40V41H182ZM11 41H12V39H11ZM10 41V42H11ZM36 42V43H34V42ZM46 41H48V42H46ZM53 41V42H52ZM55 41H57V43L58 44H62V46H64V48H63V51H62V47H61V51H60V49H58V48H60L59 46H61V45H57V43L55 44ZM77 42L78 44H76V43H72V42ZM89 41H92V42H90V48H89V46L87 47H85V44H86V42H87V44L89 43ZM117 43V47H118V49H119V46L121 47L119 50L116 48L115 50L118 52V51H120L121 50V55L119 54V52L117 53L116 51L114 52V51H112V48H113V50H114V46H112L111 44L113 43V45H115L116 43ZM125 41V42H124ZM136 41V42H137ZM146 41V40H145ZM147 41H148V39H147ZM7 42L9 43V44H11L8 40H7ZM37 42H38V44H37ZM46 42V43H45ZM85 42V44L83 45V43ZM105 42H106V44H105ZM112 42V43H111ZM128 42V43H127ZM143 42V41H142ZM183 42V43H182ZM43 43V44H42ZM79 43H81V45L83 46V47H85V48H83V49H81L80 50V48H82V46L79 44ZM92 43V44H91ZM115 43V44H114ZM125 43H127L128 44V46L125 44ZM132 43V44H133ZM138 42H137V44H139ZM227 43V44H226ZM36 44V46H34ZM73 44H75V46L74 47H72L73 46ZM121 44V45H120ZM182 44H183V48L181 47L182 46ZM226 45V46H222V49L224 48V49H226V50H229L231 47H232V43H228V42H225V43H223V45ZM229 44H231L230 46H229ZM28 45V46H27ZM52 45H54V47L51 46ZM57 45V46H56ZM76 45H77V47H76ZM80 46V48H79V46ZM119 45V46H118ZM173 45V46H172ZM185 45V46H184ZM210 45H211V47L209 46V44L207 45V49H212V48H215L216 47V45H215V41L214 42H212V43H210ZM228 45V46H227ZM25 46H27L29 49H31V48H33V50H32V52L30 53L27 49H25ZM32 46V47H31ZM56 46V47H55ZM126 48H125V47ZM178 46V47H177ZM35 47V48H34ZM45 47H47V48H45ZM58 47V48H57ZM105 47V48H104ZM109 47H111V50L108 48ZM186 48V50H185V48ZM44 48L45 49H47L45 52H44ZM52 48V49H51ZM53 48H55V50L56 49H58V50H56V54L55 55H57V54H59V57H57V59L55 60V55H54V57H53V55H50L51 54V52L52 53H54V49ZM123 48H125V50L123 49ZM177 48V49H176ZM180 48V49H179ZM190 50V52H187V50L188 49ZM228 48V49H227ZM65 49V50H64ZM89 49V50H88ZM183 49V50H182ZM25 50H27L28 51V53H26L27 51H25ZM49 50H50V54H49ZM109 52H108V51ZM188 50V51H189ZM23 51H25V54L26 55H24V54H22L23 53ZM106 51H107V53H106ZM110 51H112V53L114 54H118V56H120V57H118L117 55L114 57V56H112L111 57V55H113L112 53H111V55L109 56L111 59H105V57L107 58L108 57V53H110ZM123 51V52H122ZM192 51V52H191ZM224 51V50H223ZM22 52V53H21ZM41 52H43L44 53V57H46L44 60H43V58H41L42 57V55L40 54ZM60 52H62V53H60ZM158 52H157V54H156V58L158 59V57H157V55H158ZM161 52V53H160ZM185 52V53H184ZM42 53V54H43ZM49 54L50 56H51V60L49 59L50 58V56H46V54ZM144 53V52H143ZM164 53H166V54H164ZM169 53V54H168ZM175 53H176V55H175ZM182 53V54H181ZM184 53V54H183ZM192 53V54H191ZM195 53H197V54H195ZM18 54H20V55H18ZM40 54V55H39ZM100 54V53H99ZM107 56H106V55ZM141 54H142V52L139 54L140 55V57L139 58H141ZM147 54V55H146ZM145 54V56L146 57H148V55H149V53H146ZM179 54V55H178ZM200 54H202V53H200ZM206 54H207V56H206ZM24 55V56H23ZM87 55V56H86ZM104 55V56H103ZM128 55V56H127ZM143 55V54H142ZM153 55V54H152ZM152 55H150L146 60H145V56L143 55L142 56V58L141 59H138L139 61H137L136 62V64L138 63L139 64V67H140V62L142 61L143 62V67L145 68L146 66L147 67H150V66H148L146 63L147 62H145V65H144V61H150V60H152L153 58L152 57H155V56H152ZM178 55V56H177ZM205 55V56H204ZM17 56H18V58H17ZM58 56V55H57ZM195 56V57H194ZM201 58H200V57ZM108 57V58H109ZM116 57H118L117 59L118 60H120L119 61V63H120V65H122L121 63V61H123V65H122V68L121 67H119V65H117V64H119L118 63V60L116 59L115 60V58ZM144 57V58H143ZM174 57H176V59H174ZM182 57V58H181ZM87 58V59H86ZM88 58H90L91 59V62H90V60H88ZM98 58H100V60H101V58H102V62H100V60L98 59ZM152 58V59H151ZM156 58H154V61L152 62L151 61V63L152 64H154L155 63V61L157 60ZM159 58H161V57H159ZM177 58H178V60H177ZM179 58L181 59V60H179ZM41 59H42V61H41ZM50 60L48 63L46 62V60ZM84 59V60H83ZM85 59H86V61H85ZM97 59H98V62H100L101 64H96L97 63ZM105 59V60H104ZM125 59V60H126ZM188 59V60H187ZM196 59H197V61H196ZM206 59V60H205ZM19 60V59H18ZM47 60V61H48ZM53 60H54V62H53ZM58 60V61H57ZM85 62H83V61ZM111 62H110V61ZM141 60V61H140ZM168 60L170 61V62H168ZM203 60H205V61H208V63L206 64L205 63V61H203ZM55 61H56V63H55ZM88 61V62H87ZM92 61L94 62V64L92 63ZM95 61H96V63H95ZM107 61L109 62V64L107 63ZM175 61V63H173ZM178 61V62H177ZM179 61H181L180 62V64H179ZM50 62H53V63H50ZM115 62V63H114ZM141 62V63H142ZM187 62V63H186ZM202 62V63H201ZM46 63H47V65H46ZM55 63V64H54ZM83 63H84V65L85 64H87L86 65V67L85 66H83ZM88 63H92L91 65L90 64H88ZM149 63V62H148ZM150 63V64H151ZM168 63H171V64H168ZM178 63V64H177ZM49 64V65H48ZM96 64V65H95ZM114 64H116L117 65V67L118 68H120V69H118L117 67H116V65H114ZM125 64V65H124ZM138 64L136 65V68H137V66H138ZM172 64H174V65H176L177 67H175L174 65H172ZM89 65V69L87 68V66ZM97 66V65H99V68H98V66H97V68L96 67H93V68H96L97 69V71H96V69H92V66ZM113 65H114V68H113ZM165 65H169L168 67L167 66H165ZM195 65V66H194ZM205 65H206V68H205ZM53 66V67H54ZM123 66H124V68H123ZM141 66H142V64H141ZM163 66V65H162ZM171 66V67H170ZM179 66V67H178ZM184 66V67H183ZM199 68H198V67ZM201 66H203L204 67V69H202V68H200ZM43 67V68H44ZM48 67V68H49ZM90 67H91V69L92 70H90ZM138 67V68H139ZM152 67V66H151ZM181 67H183V68H181ZM193 67V68H192ZM42 68V67H41ZM40 68V70H44L43 68L41 69ZM48 68H46V69H48ZM137 68V69H138ZM144 68H139L140 70L141 69H144ZM168 68V69H167ZM171 68V70H169ZM197 70H196V69ZM45 69V70H46ZM123 69H124V71H123ZM177 69V70H176ZM39 70V71H40ZM50 70V69H49ZM120 70V71H119ZM155 70H156V73H155V75H156V77L158 76V77H160L162 80H159V79H156V78H153V80H152V78H150L151 76L150 75H152L151 73H154L155 72ZM165 70V71H164ZM168 70V71H167ZM174 71V73H173V71ZM200 70L201 71H203V72H201V73H199L200 72ZM113 71V72H112ZM170 71V73L168 74V72ZM171 71H172V73H171ZM178 71V72H177ZM197 71V72H196ZM87 72H89V74H87ZM123 72V73H122ZM165 72H167L166 74H165ZM191 72V73H190ZM206 72V73H205ZM94 73V74H95ZM115 73H116V75H115ZM121 73V74H120ZM136 73L138 74V75H136ZM149 73H150V75H149ZM182 73V74H181ZM203 73V74H202ZM209 73V74H208ZM85 74H86V76H85ZM118 74V75H117ZM173 74V76H175V77H173V76H171ZM202 74V75H201ZM142 75H144V77H147V79L145 80V78L143 79L142 77ZM155 75L153 74L152 75V77H155ZM160 75H162V77L160 76ZM177 75V76H176ZM181 75V76H180ZM204 75V76H203ZM138 76V77H137ZM169 76V77H168ZM195 76H198L199 77V79H197L198 77H196V78H194ZM200 76H202V77H204L203 78V82L202 83H205V84H203L205 87H203V85L201 84V86H200V80H201V78H200ZM207 76V77H206ZM86 77V78H85ZM142 78V80H143V82H140V81H142L141 79L139 80V78ZM157 77V78H158ZM178 78V79H177ZM180 78H181V80H180ZM187 78V79H186ZM207 78V79H206ZM16 79H18V78H16ZM16 79H14V81H16ZM172 79V81H173V79H174V83H175V85H176V81H177V84H179V82H180V85L179 86H181V87H179V86H175V85H173L174 83L173 82H171L170 80ZM177 79V80H176ZM183 79V80H182ZM84 80H86V81H84ZM131 80V81H130ZM152 80V81H151ZM161 82V81H165V83H164V81L162 82V84L159 82V81ZM176 80V81H175ZM199 80V82H198V84H196L197 83V81ZM83 81H84V83H83ZM88 81V82H87ZM137 81L139 82V83H137ZM187 81V82H186ZM202 81V80H201ZM85 82H87V83H85ZM182 82H183V84H185V85H183L182 84ZM185 82V83H184ZM17 83V82H16ZM15 83V84H16ZM91 83V84H90ZM90 83H89V85H92V82L90 81ZM173 83V84H172ZM133 84V85H134ZM151 84V83H150ZM150 84H149V86H150ZM194 84H196V87H194L195 85ZM17 85V84H16ZM88 84H87V86H86V89L84 88V86L82 87V89H83V91L85 90H89V89H91L92 90V86L90 87ZM130 86V83H126V86ZM132 85V86H133ZM162 85V86H161ZM174 87H173V86ZM194 85V86H193ZM199 85V86H198ZM89 86V88H87ZM117 86V85H116ZM155 86V87H154ZM173 88H172V87ZM114 87V86H113ZM186 88L188 91H186L184 88ZM200 87V88H199ZM203 87V88H202ZM100 88H103V87H100ZM99 88V89H100ZM117 87H115V89H116ZM128 88V87H127ZM173 90H172V89ZM179 88H181V89H179ZM197 88V89H196ZM93 89H95V88H93ZM96 89H98V87L96 88ZM95 89V90H96ZM98 89V90H99ZM119 89V88H118ZM148 89H149V91H148ZM158 89V90H159ZM178 89H179V91H178ZM194 89H196L197 91L198 90H200V91H198V93H197V91L196 90H194ZM91 90H89V91H91ZM95 90H94V92H95ZM104 89H101V91H103ZM112 90H114L113 88H112ZM129 90H130V87H129ZM154 91L155 92V94H154V96L153 97H148V96H151V94L152 93H154V92H151V91ZM159 90V93L161 92ZM172 90V91H171ZM185 91V95H184V91ZM204 90V91H205ZM100 90L99 91H97L96 90V95L97 94H100V93H102ZM203 91V92H204ZM88 92V91H87ZM100 92V93H99ZM147 92H149L148 94H146ZM181 93L182 95L181 96H178V93ZM198 94H196V93ZM169 93V94H170ZM180 93H179V95H180ZM176 94H177V100H174L175 99V97L174 96H176ZM191 94V95H190ZM196 95V99H193L192 100V98L194 97L195 98V95ZM159 95V94H158ZM161 95V94H160ZM184 95V96H183ZM193 95V96H192ZM199 95H200V97H199ZM254 96H253V98H256L257 97V95H255V94H253ZM130 96V97H129ZM183 96V97H182ZM256 96V97H255ZM130 98V99H127V98ZM199 97V98H198ZM147 98H149V99H147ZM187 100H186V99ZM87 99H89L88 97L85 99L86 101V104L88 105V107H87V109H85L84 110V112H82L83 110H81V111H79V112H81L80 114H78V113H73L74 114V116L75 117H72L71 119H73V121L75 122L78 118H79V115H82V117L85 115V116H87L86 115V113H89V112H91L92 111V106L91 105H93V104H95V102L92 104L91 103V101L92 100H90L89 99V101H90V103H89V101L87 102ZM107 99L108 98H105V99H102L101 100V102H99V103H101V106L100 105H98V102H97V107H100V109H102V107H104V105H105V107L107 106V103H109L110 101L112 102V98H109L108 99V101H107ZM135 100V104L133 103L132 104V102L133 101H131V100ZM143 99L144 100H148V101H143ZM171 99H173V100H171ZM199 99V100H198ZM257 99V98H256ZM106 101V102H103L104 103V105L102 104V101ZM117 100V98L114 100L113 99V102H112V104L115 102ZM142 100V101H141ZM150 100V101H149ZM154 103H153V102ZM175 101V102H174ZM110 102V103H111ZM117 102V101H116ZM115 102V103H116ZM151 104V105H143V104ZM174 102V103H173ZM190 102H195V104H193L192 105V103H190ZM110 103L108 104L109 106H110ZM126 103H129V104H126ZM141 103H143L142 105H143V107H142V105H141ZM140 107V108H143V109H140L137 105ZM174 104V105H173ZM103 105V106H102ZM182 105H183V107H182ZM94 106V108H95V105H93ZM136 106H137V108H136ZM148 106H153L152 108H148ZM181 106V107H180ZM194 106V107H193ZM196 106V107H195ZM89 107H90V109H89ZM130 107V108H129ZM131 107H134V108H131ZM191 109H190V108ZM93 108V109H94ZM107 108V107H106ZM145 108H148V109H145ZM174 108V107H173ZM178 108V109H179ZM186 108V109H185ZM88 109H89V111H88ZM99 109V108H98ZM99 109V110H100ZM104 109V108H103ZM132 109H134V111H133V113H132ZM138 110V111H137ZM144 110V111H143ZM87 111V112H86ZM135 112H138V113H135ZM175 112V113H174ZM177 112H178V114L180 115H178L177 114ZM192 112V113H191ZM194 112V113H193ZM84 115H83V114ZM131 113V114H130ZM72 114V115H73ZM77 116H76V115ZM133 114V115H132ZM144 116H143V115ZM175 114V115H174ZM189 114V115H188ZM126 115H128L127 117H126ZM131 115V116H130ZM151 115V116H150ZM154 115V114H153ZM139 116H141V118H139ZM150 116V117H149ZM127 118V120H126V118ZM130 117V118H129ZM145 118V120H146V118H147V122L146 121H143L144 119L143 118ZM154 117V116H153ZM188 117H190V118H188ZM75 118V119H74ZM129 118V119H128ZM133 118H132V123H133ZM176 118V117H175ZM174 118V119H175ZM80 119H82L81 117L78 119V120H80ZM180 119V120H179ZM188 119H190V120H188ZM152 120H154V118H152ZM188 120V121H187ZM241 120V119H240ZM128 121V122H127ZM141 121V122H140ZM143 121V122H142ZM183 121H186V122H184L185 124H183ZM190 121V122H189ZM111 122H112V120H111ZM146 122V123H145ZM240 121H238L237 122V126H236V129H235V131L237 130V128H239L236 132H237V134H236V132H235V135H234V138L232 139L233 141L235 140V138H236V141L235 142H233L234 143V147H236L237 149H239V152L240 153H242V156H241V154L239 153H236L235 155L236 156H234L232 153L230 154L229 153V155H230V157L229 156H227L228 155V152L227 151H225V150H223V152H222V155L225 157H227V158H225V163H227V160H229V162L231 161L232 163H233V161H234V164H232L231 162H230V164H232V166L234 165V170L236 169L237 170V168L239 169V164H240V159L241 158H243V154H244V151H245V141H244V139H245V135L244 134H246V130H244V128L242 129V127L244 126V121L243 120H241V122H243L242 124H241V126H240V123H239ZM126 123H125V129L127 130V129H129V132H126V134L128 133L129 134V136H131V135H133V136H135V134H137V135H141V133L143 134V132L141 131V133L138 131V133H135L134 132V130L132 131V129H133V127H131L132 129L130 130V127L129 126H127L126 125ZM145 123V124H144ZM189 123L190 124H192V127H190L189 126ZM76 124H78V122L76 121L75 122V124L73 123V126L74 125H76ZM140 124V125H141ZM195 124V125H194ZM239 124V125H238ZM129 127V128H127V127ZM130 126H132L131 124H130ZM145 126V127H144ZM175 126V127H174ZM35 127V126H34ZM179 127L181 128V129H179ZM182 127L184 128V129H182ZM241 127V128H240ZM192 128V130H191V132L190 133H192V131L193 130H195V128L193 129ZM172 130V131H173ZM184 132L183 134H182V131ZM186 130V131H185ZM128 131V130H127ZM240 131V132H239ZM133 132V133H132ZM238 132H239V138H237L238 136ZM132 133V134H131ZM173 132H170V134H172ZM174 134L175 133H173L171 136H172V138H170V139H175L176 140V138L175 137H173L174 136ZM180 134H182V135H180ZM186 134V135H185ZM176 135V134H175ZM127 137V135H126V137L128 138V140H129V142H131L132 140H134V138H136V136L134 137V138H132V137ZM170 136V135H169ZM186 138H185V137ZM242 136V137H241ZM244 136V137H243ZM183 137V138H182ZM177 138V139H178ZM181 138V139H180ZM69 139V140H68ZM68 139H65V141L66 140H68V141H66V144H63V145H61L62 146V148H63V146H64V148H63V150H65V154H64V151H63V154L65 155H63L62 154V148H60L61 146L60 145H58L59 143H57V142H59V140H56V142H51L50 141V143H51V148H46V150H48L47 151V153H48V155H49V152L51 153L52 151H53V153H51V158H50V156H48L47 154H46V151H45V156H43L44 158H45V160H46V155L48 156L47 157V161H49V163L47 162H44L45 164V166L46 167H44V165H43V169H41V170H43L45 173H46V170H47V172H49V170L48 169H50L51 171L49 172V173H47V174H43V171H42V173H40L39 172V174H43V175H35V174H31V176L29 177L28 175H26V177L24 178V181L22 182V184L20 185L19 184V179L17 178V180L15 181L16 183H14V185L9 189V192H8V199H10L11 197H14L13 198V200H10L11 201V203H10V208H9V210L11 209V210H14V211H19V210H25V209H27V210H35V208H36V210L37 211H42L43 213H46L47 215H50V216H52L51 218H58V219H61L63 222H64V224H66L67 223V225H91V226H96V227H99V228H106L107 226H111V227H115L116 226V224L118 223V220L120 219V217H115V220H113L112 219V221H114V222H112V221H110V219L112 218V216L110 215H105V218H108L109 217V219H105L103 216H104V213L106 212L107 214H108V210H109V208H110V206L108 205L109 203V201H110V197H107V195L109 196V194H107V190L108 191H110L109 189H107V188H105L106 186H107V184H108V180H106V178L104 177L105 175H108V174H106L105 173V175H104V172H101V171H104V169H105V171L108 173V171L107 170H109L110 168H109V166L108 167H105V165L106 164H108L109 163V161H108V163L106 162V164L105 165H102L103 163H104V161H103V163H101V159L103 158H99V157H101L100 155L101 154H103V151L101 150V149H98V150H90V151H88L87 152V149H85L84 150V148L83 149H81L83 146V144L86 142L85 140H79V139H74L73 137H69L68 136ZM76 141V142H74V140ZM184 139V140H183ZM190 139V140H189ZM239 139V140H238ZM42 140V139H41ZM188 140H189V145H188ZM192 140V141H191ZM53 141V140H52ZM79 141V142H78ZM238 141H239V143H238ZM243 141V142H242ZM62 142V141H61ZM61 142H60V144H61ZM64 142V141H63ZM81 142H83V144L81 143ZM50 143L48 142L47 144H49L50 145ZM55 143H57V144H55ZM70 143V144H69ZM77 143H81V144H77ZM186 144V145H183V144ZM241 143H243V144H241ZM53 144H55V145H58V147H56V149L55 150H53L52 148L55 146V145H53ZM77 144V145H76ZM179 146H178V145ZM181 144V145H180ZM192 144V145H191ZM240 144V145H239ZM67 145V146H66ZM68 145H69V148H68ZM85 145V144H84ZM190 145L192 146V147H190ZM239 145V146H238ZM60 146V147H59ZM66 146V147H65ZM183 146H185V148L183 147ZM241 146V147H240ZM243 146V147H242ZM71 147H73V148H71ZM190 147V148H189ZM55 148V147H54ZM57 148H60V149H57ZM71 148V149H70ZM75 148H77V149H75ZM173 148L175 149V150H177V151H173ZM242 148H244V149H242ZM50 149H52L51 151H50ZM81 149V150H80ZM151 149V148H150ZM60 152H59V151ZM75 150H77V151H79V152H77V151H75ZM83 150H84V152H83ZM101 150V151H100ZM243 150V151H242ZM91 151H92V153L93 154H91ZM194 151V150H193ZM54 152H56V155L54 154ZM59 152V153H58ZM101 152V153H100ZM151 152V153H150ZM29 151H28V149H24V154H25V156L27 155V157L29 156ZM58 153V154H57ZM66 153H67V155H66ZM80 153V154H79ZM85 154L86 155V157H84L85 155H83V154ZM96 155H95V154ZM145 153V154H144ZM155 150H154V152L152 151V149L151 150H149V149H147V153H146V150H144V152H143V157H141V160H140V168H144L145 169V172H144V169H143V172L141 171V169L139 170V171H137L138 173H135V174H137V177L135 176V175H133V181L132 182H140V185L141 184H143L142 183V181H146V180H144L145 178H147V177H145L146 175L148 176L149 174L151 175L152 174V172H154V171H156V169H158V171H159V167H158V164H160L159 166L161 167V163H162V161L161 160H158L159 159V157L157 158V156L155 155ZM191 149H190V155L189 156H192V155H194L195 156V153H193L192 155H191ZM227 155H226V154ZM54 154V155H53ZM68 154H70V155H68ZM74 156H73V155ZM79 154V155H78ZM93 156V157H91V156ZM98 155H99V157H98ZM129 155H130V153H129ZM128 154H124L123 155V164H130V162H131V160L133 159L132 157L134 156V154L133 153H131V156L132 157H130ZM152 155V156H151ZM176 155V156H175ZM197 155V154H196ZM76 156H77V158H76ZM78 156H79V158H78ZM103 156V155H102ZM127 156V157H126ZM129 156V157H128ZM193 156V157H194ZM223 156H222V158H221V162H219L218 163V168L216 167L215 169H218V171H219V173L218 172H215V170H213L212 172L214 173H211L209 176H211V177H208V184H210V185H208L207 184V189H205L204 190V188H202V190L200 189V192L198 191V192H194V191H192L191 193L192 194H190V196H189V194L187 195V196H189V197H184L183 198V200L181 199V201H183V202H185V203H189L188 205H186L184 208H179V211H177L178 212V214L176 215L175 213L174 214H172L170 217H175V218H180V222H177L176 224H174V226H171V225H169L168 224V222L167 221H163L160 225V227L158 228V229H166L168 232L170 231V232H172V231H178V229L180 228V227H182V226H185L181 221H187V220H189L190 222L192 221H194V219L195 218H197V216H201V218H203L204 220L203 221H205V222H207L208 220L207 219H209V220H212V221H209L207 224H209V225H212V224H214L213 226H211L209 229H214V234H213V232H211V234H207V235H215L216 233H218L219 231H221L220 233H219V236L221 237L222 235H221V233L223 234V236H224V238H230L231 240L233 239V238H235V236L229 231L230 230V228L232 229V228H235L236 230H238V224H242V222L243 221H245V220H249L250 219V217L253 215L254 216V218L255 219H257V221L260 223L259 224V226H256V229H253V231H249L248 229H246V228H242V229H240V231H242V232H249L248 234H252V236H250V237H244L243 236V238L242 237H240L238 240L236 239V241L234 240L232 243H230L231 242V240H230V242L228 243V241H226V242H222V241H225V239L224 240H222V241H220V242H217L216 243V241L214 242H212V239H210L206 234H205V232L203 233H201V232H199L198 234L197 233H195V234H190V239L193 241V242H191L189 245H180V247H181V250H179V251H184V252H186V253H192L193 255H195L196 257H199V255H198V253H199V251H201V250H205V251H207V252H211V253H214V252H219L220 250H223V249H226V248H235V249H237V250H240L241 249V246L242 245H248V246H251V247H254V246H256V245H259V244H262V243H264L263 241H264V208H261L260 210H257V211H254L253 212V214L252 215H245V212H242V211H239V212H237V213H234V215L232 214L233 213V208L232 207H228V208H224V207H220V208H218L219 210L217 211V212H215V210H216V208L214 207V205H213V203L211 202V201H209L210 203H208L207 201H204V203H201L202 202V198H205L206 197V199L208 198L209 199V197L211 198V197H213V196H216L217 195V193H219V191H217V189L215 188L216 187V185L218 186V184L217 183H219L220 184V181H219V179H221L222 178V176H223V168L222 167H225V166H223V164H224V161H223ZM236 157V159L234 158V157ZM239 156L241 157V158H239ZM27 157H25L26 159H27ZM42 157V158H43ZM75 157V158H74ZM145 157V158H144ZM187 157H188V155H187ZM43 158V159H44ZM81 158V159H80ZM86 159V161H88L89 159V162H86L85 161V159ZM89 158V159H88ZM92 158H94V160H92ZM143 158V159H142ZM147 158V159H146ZM186 158V157H185ZM184 157H183V159H185ZM230 158V159H229ZM232 158V159H231ZM13 160L12 161H14L15 159H18L17 157L14 159V157L12 158ZM29 159V158H28ZM28 159L25 161V166H26V162H28ZM50 159V160H49ZM79 159V160H78ZM88 159V160H87ZM100 159V160H99ZM129 159V160H128ZM150 161H149V160ZM155 159V160H154ZM179 159V160H178ZM182 159V160H183ZM98 160V161H97ZM103 160V159H102ZM144 160V161H143ZM159 161L158 162V164H156L157 163V161ZM10 162H12L11 161V159L9 160ZM83 161V162H82ZM84 161H85V163H84ZM99 161H100V163H99ZM129 161V162H128ZM143 163H142V162ZM149 161V162H148ZM154 161V162H153ZM175 161V163H173L174 165L175 164H177L178 162H176ZM196 161V160H195ZM195 161L193 162V166H195V165H197V163L198 164H200L198 161H196V163H195ZM9 162V163H10ZM16 164H18V160L17 161H14ZM13 162V164H11L10 163V165H9V167L11 166H13L15 163ZM97 162H98V164H99V166H100V164H101V166H102V170L99 168V166H98V164H97ZM146 162V163H145ZM161 162V163H160ZM88 163H91V164H89L88 165ZM146 165H145V164ZM150 163V164H149ZM154 163V164H153ZM239 163V164H238ZM15 164V165H16ZM84 164V165H83ZM126 164V165H127ZM144 164V165H143ZM156 164V165H155ZM221 164V165H220ZM237 164V165H236ZM14 165V166H15ZM86 165H88V166H86ZM91 165V166H90ZM96 165H97V167H96ZM109 165V164H108ZM152 165V166H151ZM155 165V166H154ZM225 165V164H224ZM95 166V167H94ZM107 166V165H106ZM143 166V167H142ZM147 166H149V167H147ZM150 166H151V169H150ZM155 167V169H154V167ZM8 169H9V167L8 166H6ZM93 167V168H92ZM104 167V168H103ZM237 167V168H236ZM94 168H97V170H93ZM101 170L100 172H98L99 171V169ZM233 168V167H232ZM25 169V167L23 168V171L24 172H26V170H24ZM46 169V170H45ZM107 169V170H106ZM222 171H221V170ZM195 170H197V168H195L194 169V171H193V176L194 177H196L197 176V174H198V172L197 171H195ZM141 171V172H140ZM148 173H147V172ZM149 172H151V173H149ZM194 172L196 173L197 172V174H194ZM27 174H30L29 172H26ZM99 173H101V174H99ZM143 173V174H142ZM156 173L158 174V172L156 171ZM155 172L153 173L154 175L153 176H155V174H156ZM218 173V175H216ZM37 174V173H36ZM103 174V175H102ZM156 174V175H157ZM213 174V175H212ZM220 174H222V175H220ZM47 175H48V177H47ZM53 175V176H52ZM149 175V176H150ZM200 175V174H199ZM198 175V176H199ZM217 177H216V176ZM45 176V177H44ZM152 176V175H151ZM148 177L149 178V180H151V181H149V180H147V181H149L147 184H146V182H145V184H143V185H141L140 186V188L141 189H138L139 190V192L138 191H136L137 190V188L139 187L138 186V183L136 182V183H134L133 185L134 186H136L137 188H135L134 187V190L133 191H135V193H137L138 192V195H143V196H145V193H147V191H148V189H150V187H151V182L152 181H154L153 179H155L154 177ZM27 177H29V178H27ZM44 177V178H43ZM53 177V178H52ZM108 177V176H107ZM135 177V178H134ZM144 177V178H143ZM138 178H140V179H138ZM143 178V179H142ZM212 178H215L214 180L212 179ZM217 178H219V179H217ZM56 179V180H55ZM104 179H105V181H104ZM134 179H135V181H134ZM137 179V180H136ZM217 179V180H216ZM49 180V181H48ZM53 180V181H52ZM138 180H140V181H138ZM216 180V181H215ZM5 181V179H4V172H3V175L0 177V183L2 184L3 182ZM106 181H108V182H106ZM216 183H215V182ZM218 181V182H217ZM76 182V183H75ZM79 182V183H78ZM81 182V183H80ZM212 182H213V184L215 183V187H213V184H212ZM78 183V184H77ZM106 183V184H105ZM153 183V182H152ZM17 184H19V186L17 185ZM74 184V188L76 189L75 191H72V189H73V187L71 186V185H73ZM75 184H77V185H75ZM90 184V188L88 187V185ZM97 184H99V185H97ZM149 184V185H148ZM84 185H87L86 187L84 186ZM109 185H110V183H109ZM144 185H145V187H144ZM212 185V186H211ZM77 186H78V188H77ZM79 186L80 187H82L81 189H79ZM86 188V190H85V192L87 191V192H89V193H85L84 192V187ZM208 186H210L212 189H209L210 187H208ZM17 187H18V189H17ZM107 187H110V186H107ZM146 188L145 190H144V188ZM152 187H154L153 185H152ZM151 187V188H152ZM15 188H16V190H17V192H15ZM103 188H104V190H103ZM214 188V189H213ZM89 189V190H88ZM153 189V188H152ZM209 190H211V191H209ZM212 190L214 191L215 190V193H216V191H217V193L216 194H214V192H212ZM19 191V192H18ZM102 191V192H101ZM204 191H206V192H204ZM141 192V193H140ZM143 192H144V194H143ZM87 195L86 197H87V199H89V201L91 200V201H93L94 202V197L98 194V197L99 198H101L100 199V202H102V203H104L103 205H105V208H107L106 207V204H107V206H109V208H107L106 210L105 209H103L104 208V206L102 205V207H101V204H100V206H99V204H97L98 205V207H99V210H95V209H98V208H96V203L94 202H87L86 203V201H85V194ZM140 193V194H139ZM203 193V194H202ZM205 193V194H204ZM207 193H208V196H207ZM211 193H213V195L211 194ZM195 194V195H194ZM197 194V195H196ZM201 194H202V196H201ZM224 194V195H223ZM223 194H221V196L219 197V198H221V199H223V198H225L226 196V194H227V192L226 193H223ZM230 193H228L227 195H229ZM13 195V196H12ZM205 195V196H204ZM101 196V197H100ZM199 198H198V197ZM97 197V196H96ZM201 197V198H200ZM218 197V196H217ZM91 198V199H90ZM98 198H96V200H97ZM103 199V200H102ZM109 199V200H108ZM187 199H188V201H187ZM201 199V200H200ZM205 199V200H206ZM196 200V201H195ZM200 200V201H199ZM204 200V199H203ZM196 202H198V203H196ZM207 202V203H206ZM21 203V204H20ZM91 203L95 206V209H94V207H92L91 206ZM206 203V204H205ZM212 204V205H211ZM14 205H15V207H18V209L19 210H16V208L14 207ZM17 205V206H16ZM42 205V206H41ZM13 206V207H12ZM60 206V207H59ZM12 207V208H11ZM92 207V208H91ZM14 208V209H13ZM101 208L105 211V212H102L103 210H101ZM199 209L198 210V213L197 212H194L193 210H197V209ZM201 208V209H200ZM232 208V209H231ZM204 211H203V210ZM91 210V211H90ZM205 210H206V213H203V212H205ZM225 210V211H224ZM99 211H101V212H99ZM199 211H201L203 214H201ZM200 214V215H199ZM205 214V215H204ZM209 214H211V215H209ZM208 215V216H207ZM233 215V216H232ZM108 216V217H107ZM210 216L211 217H214V219H210ZM252 216V217H253ZM164 217H168V216H164ZM209 217V218H208ZM138 218V217H137ZM137 218H135V219H137ZM182 219V220H181ZM125 222H129L130 223V225H131V227L132 228H136L138 225H140L141 223H146V222H151L150 220H149V217H142V219L140 218L138 221L136 220H132L131 218H128L127 220H124ZM212 222V223H211ZM249 223H250V220L248 221ZM233 224H237V225H233ZM149 225H151V224H149ZM219 227H217V226ZM248 225H250V224H248ZM214 226H216V227H214ZM261 227V228H260ZM219 230V229H221V230H219V231H216V230ZM225 229V230H224ZM254 230L255 231H257V232H254ZM251 232V233H250ZM254 232V233H253ZM199 234H201V236L199 235ZM204 234H205V237H206V239H205V237H202V235L204 236ZM222 236V237H223ZM254 236V237H253ZM201 237V238H200ZM209 238V239H208ZM215 243V244H214ZM221 248V249H220ZM171 253H173V252H177V251H170ZM194 252V253H193ZM196 252H198V253H196Z\"/></svg>",
	"mask_w": 264,
	"mask_h": 264
}]
</instances>
